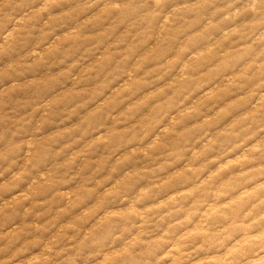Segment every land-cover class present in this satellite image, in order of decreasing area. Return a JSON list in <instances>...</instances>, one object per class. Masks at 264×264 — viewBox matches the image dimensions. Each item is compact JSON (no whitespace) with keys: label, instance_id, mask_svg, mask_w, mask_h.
I'll return each mask as SVG.
<instances>
[{"label":"rangeland","instance_id":"374dc122","mask_svg":"<svg viewBox=\"0 0 264 264\" xmlns=\"http://www.w3.org/2000/svg\"><path fill=\"white\" fill-rule=\"evenodd\" d=\"M0 264H264V0H0Z\"/></svg>","mask_w":264,"mask_h":264}]
</instances>
